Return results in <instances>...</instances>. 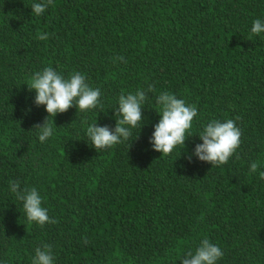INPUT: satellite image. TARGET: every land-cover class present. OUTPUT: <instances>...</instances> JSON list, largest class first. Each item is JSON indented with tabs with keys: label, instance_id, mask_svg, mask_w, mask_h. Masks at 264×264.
<instances>
[{
	"label": "trees",
	"instance_id": "16d2710c",
	"mask_svg": "<svg viewBox=\"0 0 264 264\" xmlns=\"http://www.w3.org/2000/svg\"><path fill=\"white\" fill-rule=\"evenodd\" d=\"M43 2L0 0V264H32L44 243L53 264H181L203 239L223 251L216 264H264V33L251 32L264 0H52L36 16ZM45 67L101 96L49 116L41 142L32 127L48 113L27 83ZM137 89L141 128L96 151L87 125L114 129L119 96ZM163 92L197 108L168 155L150 141ZM213 119L241 130L218 166L194 155ZM10 181L35 187L57 223L29 222Z\"/></svg>",
	"mask_w": 264,
	"mask_h": 264
},
{
	"label": "clouds",
	"instance_id": "9594fccd",
	"mask_svg": "<svg viewBox=\"0 0 264 264\" xmlns=\"http://www.w3.org/2000/svg\"><path fill=\"white\" fill-rule=\"evenodd\" d=\"M52 4V0H45L43 3H33L32 13L36 16L44 13L46 7ZM251 32L253 34L264 33V22L259 18L253 21ZM40 40H47L46 33L39 34ZM124 60V57H118ZM126 62V61H124ZM29 90H35L34 103L37 106L44 105L47 117L42 124L33 125L32 129L37 130L38 138L41 142L53 136L54 120L50 122L57 113H64L73 105L81 112L95 109L100 104L101 90L92 88L86 83L85 76L80 72L70 74L69 78H64L52 67H45L42 71H37L27 83ZM148 91H152L149 85ZM147 100L145 91L137 89L127 95L121 94L118 99V107L115 109L116 125L110 129L107 125L99 126L97 123L89 124L86 127V135L91 141V145L96 151L111 148L113 145L128 140L132 135V129L141 128L143 119L142 105ZM160 105L161 118L155 124L154 132L150 137L152 147L162 155H168L177 145H184L186 132L192 128L193 118L197 116V108L186 105L183 99L177 98L169 92L161 93L156 100ZM86 123V122H84ZM203 141L195 147L194 155L200 161L210 162L211 165L226 164L229 158L236 152L241 143V130L232 119L224 122L213 119L199 133ZM131 146V144H130ZM191 160V156L188 157ZM259 165L253 161L250 164V172L255 173ZM260 178L264 179V172L260 173ZM10 191L16 198L23 202V209L29 222H36L40 226L45 223H57L55 219H50L47 209L42 207V198L35 187L21 189L19 181H10ZM87 242V241H85ZM224 255L218 245L211 243L208 239L201 240L199 246L193 252L189 250L180 257L181 264H216L218 259ZM52 246L44 243L35 248V255L32 264H53Z\"/></svg>",
	"mask_w": 264,
	"mask_h": 264
}]
</instances>
